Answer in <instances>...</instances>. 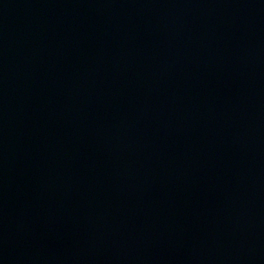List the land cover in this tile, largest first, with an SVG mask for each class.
Instances as JSON below:
<instances>
[{"label":"water","instance_id":"95a60500","mask_svg":"<svg viewBox=\"0 0 264 264\" xmlns=\"http://www.w3.org/2000/svg\"><path fill=\"white\" fill-rule=\"evenodd\" d=\"M0 264H264V0H0Z\"/></svg>","mask_w":264,"mask_h":264}]
</instances>
